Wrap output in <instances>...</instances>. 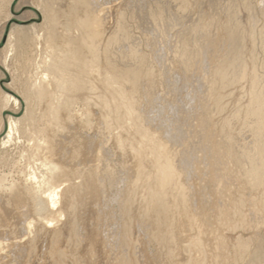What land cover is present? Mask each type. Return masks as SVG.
<instances>
[{
    "label": "rangeland",
    "instance_id": "rangeland-1",
    "mask_svg": "<svg viewBox=\"0 0 264 264\" xmlns=\"http://www.w3.org/2000/svg\"><path fill=\"white\" fill-rule=\"evenodd\" d=\"M230 1L236 7L233 13L225 8ZM117 2L114 3L111 12L106 15V31L104 32L110 35L114 31V35L118 32L125 34L124 39L128 43L114 44L117 41L116 38L113 41L112 44L117 45L118 49L115 52H128L130 48L133 52L136 50L141 62L137 61L135 64L141 67L145 76L144 83L149 80L159 81L160 78L159 67H156L152 56L159 55V52L163 53L159 56L168 55L172 47L168 44H173L172 41L175 42L179 35L186 34L189 27L198 22L199 16L205 21L211 17L221 21L220 23H225L229 16H234L237 24H249L247 33H242L244 46L241 47L243 51L237 63L239 70L237 77L226 79L223 83L212 78L208 81V102L218 99L223 105V112L217 117L215 113L217 108L211 111L212 124L205 130L204 135H211V143L218 145V162L221 157L224 159L230 149L236 154H247L252 159L258 156L259 151L264 152L261 149L264 141V115H253L255 112L253 97L261 88H264V0H215L211 3L208 0H200L199 4H196L195 0H185L183 3L175 0H118ZM0 6V199L3 197L4 188L12 185L22 187L32 177L36 179L35 182L42 181L44 176L42 166L47 161L33 151L37 140L52 141L54 151L58 150L62 159L72 158L64 168V178H62L64 186L58 189L61 192L66 189V193L74 200L67 209L71 212L70 216L63 214L56 225L61 228L71 224L77 233L76 239L68 243V236L64 233V237L58 244L59 249L68 259L65 264L71 263V254L76 244H78V258L79 260L81 258L82 264H192L198 258H202L205 264H264V165L261 166L260 176L253 168L248 170L246 167L244 170L246 173L238 172V182L232 184L230 188L231 195L239 194L241 201L236 200L237 197L233 199L228 206L227 216L218 218L216 197L217 199L219 197L216 187L209 181L212 167L207 165L209 171L206 168L201 170L204 165L200 162L197 167H201V171L198 169L197 176L187 177L184 187L196 219L192 220L191 227L185 232L182 241L177 240L175 243L176 249H179L178 255L176 252L172 260L166 258L163 247L150 239L145 232L150 226L152 230L153 225L148 224L152 222L148 218L149 213L141 215L142 208L149 200L150 190L156 192L170 205L175 200L181 199L183 177L174 178L175 169L172 168V173L168 174L173 178L169 186H163L161 174L154 164V160L162 158L163 154L158 151L153 154L143 153L141 155L143 158L136 157V152L141 149L144 142L138 133V114L141 115L145 125L148 122L150 128L153 125L149 133L159 132L158 129L164 128L170 122L171 111L170 109L166 111L161 99L165 96L164 88L158 84L154 93L140 98V105L134 108L133 113L136 115L134 120H130L121 111L116 112L111 109L114 108L116 91L112 89H118V86L123 83L117 72L110 73L113 81L111 88H105L99 77L97 83H94L97 90L93 96H86V91L66 95L53 85H49V91L53 97L42 105L36 98V89L42 83H48L52 77L46 67L50 60V49L46 43L48 14L42 10V0H4ZM137 6L140 7V11ZM188 7L192 9L189 10ZM167 8L173 9L172 15ZM156 9H162L165 12V14L163 12L164 24L166 21L171 28L167 25V29L165 26L163 29L162 25L155 27L151 20L148 21L145 14L154 12ZM188 18L192 24L190 21V23L186 22ZM148 24L149 27H147ZM116 27L117 29L114 30ZM216 28H212L209 37L202 39V41L218 40L217 53L214 51L208 54V59L211 57L213 61L218 57H225L228 49L227 43L222 39L223 35L218 34L220 30ZM152 41L153 47L150 46ZM165 43H168V46ZM96 58L97 68L104 75L106 63L103 48L97 50ZM201 62H203L202 57L197 63V70L201 69ZM80 78L87 86L90 77L83 72ZM193 82L195 84L196 80ZM141 93H143V87L142 89L139 87V95ZM98 99L109 109L102 111L96 103ZM62 101H67L68 106L61 113V118L54 120L49 113L54 107L59 109L58 104ZM204 106L205 103L201 110L203 115ZM205 109L211 110L209 107ZM149 110L152 112H148ZM95 114L105 117L106 127L99 123ZM146 121H148L147 124ZM174 125L178 126V122ZM174 125L171 126V130L177 132ZM151 139L149 135L148 140ZM153 142L165 144L167 147L172 146L166 138L162 137H156ZM174 143L173 148H176L178 144L175 141ZM202 143H206L205 138L202 139ZM72 154H74L73 157ZM131 168H139V173L134 179L131 176ZM227 169L229 171L222 176V180L228 179L227 175L231 170L229 167ZM206 170L208 172L205 174ZM254 172L259 180L256 178L254 181ZM89 175L95 177L94 190H92L94 196L89 200L87 197L86 204L81 206L80 198L83 196L85 198L86 194L83 193L81 197V194L77 192L87 178H90ZM172 210L176 211L174 207ZM50 216L42 214L41 220L52 219ZM27 219L29 215L24 212V208H20L13 215L10 227L0 228L1 239L7 236L8 241L3 245H9L8 250L5 248L3 254H0L1 263H42L38 261L39 250L44 252L45 246L49 244L42 239L41 235L37 239L38 250L35 255L31 256V249L24 250L25 255L22 257L17 252L26 237ZM169 219L165 217V220ZM173 228H176L175 225ZM90 232H93L98 246L92 253L88 252L90 247L87 242V234ZM52 263L60 264L56 261L47 264Z\"/></svg>",
    "mask_w": 264,
    "mask_h": 264
},
{
    "label": "bare ground",
    "instance_id": "bare-ground-1",
    "mask_svg": "<svg viewBox=\"0 0 264 264\" xmlns=\"http://www.w3.org/2000/svg\"><path fill=\"white\" fill-rule=\"evenodd\" d=\"M3 1L4 0H0V4ZM117 1L118 0H42V10L48 14V36L46 37V43L47 47L50 49V60L46 64V67L49 75L52 77L48 83H42L40 87H37L36 98L42 105L49 101L53 97L52 93L49 91V85H53V87L58 88L61 93L66 95L86 91V96H93L97 90V87L94 85V83H97L98 79L101 78L103 86L105 88H111L113 81L111 80L112 77L110 78V73L117 72L118 77L123 81V83L121 86H118V89H112L116 91L114 93V108L111 109H114L116 112L121 111L130 120H134L136 116L133 113L134 108H136V106L138 108V105H140V98L146 97L149 93H154V89L158 84L161 88H164L165 96H163L161 99L164 103L166 111H168V109L171 111L170 122L169 124L167 123L164 128H160L161 131L158 129L159 132L157 133L155 131L154 133H149L150 129L153 127L152 125L150 128L148 125V121L150 119H147L148 121H146V124L148 122L147 126L142 121L141 115L136 112L139 118V120L137 118V121H139L138 133L144 140L141 149L136 152V157L139 158L141 155H143V153L153 154L157 153L158 151L163 154L162 158L159 157L154 160L155 167L161 174L163 186H169L173 177L168 173H172V168L175 169L173 171L175 173H173L174 178L180 179L181 176L183 177V182H181L183 190L181 199L175 200L172 202V205H170L160 195L150 190L149 200H147L146 206L142 208L143 214H141H150L148 218L152 222H149L148 224L153 225V229L150 230L152 227L150 226V228L145 232L150 239L163 247L164 256L172 260L175 257L176 252L177 255L179 252V249H176L177 247H175V243H177V240H180V242L182 241V237L184 236L185 232L189 231L192 222L196 219L194 216L195 214L193 215V206H191L189 203V197L184 187L186 186L185 182L188 179L187 177L198 175L197 170H200L201 167L198 168L197 165H199L200 162L203 163L202 165L204 166L201 170L206 168L208 171L209 166L207 165L212 167L210 172L211 177L208 178L210 183H212V186L216 187V191L218 193L219 198L217 199L216 197V200H218V204H216V214L218 218L226 217L229 211L228 206L231 204V201L236 197V200H239L241 197L239 194L232 196L230 188L232 184L238 182V172L240 171L246 173L244 171L246 167L248 170L249 168H253L255 172H258V176H260L261 166L264 165V152L259 151L258 156L252 159L244 153L236 154L232 151V149L229 150L224 159L221 157L219 163L218 145L216 143H211V135H204L205 130L212 124L211 111L213 109L216 110L217 108V111L215 112L217 117L221 116L223 112V105L220 103V101H218V99L217 101L208 102V81L212 78L223 83L226 79H235L237 77L239 74L237 63L240 61L241 51H243L241 50V47L244 46L242 33H247L249 24H237L233 18L234 16H229L225 23H220L221 21H216L211 17H208L205 21L203 17L199 16L197 19L198 22L191 25L186 34L179 35L175 42L171 40L173 44L167 43L170 46L172 45L171 48L169 46L170 51L168 52V55L164 54L165 56H159L163 54L159 52V55L152 56L156 63V67H159L160 78L159 81L149 80L144 83L143 81L145 80V76L142 73L141 67L135 64L137 61H140L136 50L133 52L130 48L128 49V52H115V50L118 49L116 48L117 45L115 46L114 44H118L120 42H123L124 44L128 43L124 39L125 34L118 32L114 35V31L113 34L110 35L105 34L104 32L106 31V15L111 12V10L114 8V3ZM175 1L181 3L185 2V0ZM195 1L196 4H199L200 2V0ZM208 2H215V0H208ZM138 8L140 11V7ZM168 8V12H173L172 8L170 10ZM225 8L229 9L231 12L236 9V7H234V3L231 1L225 5ZM162 9H156L154 12L150 11L151 13L144 14L146 15L148 21L151 20L152 25L155 27L162 25V27L165 26L167 29V26L169 25L166 24V21L164 24V11ZM188 9L191 10L192 7H188ZM176 15L175 17H179ZM189 21L190 20L188 18V21L186 22ZM190 24H192V22ZM147 27H149V24ZM169 27L171 28V26ZM213 27H217L221 31L220 33L218 30V34L223 35L222 39L227 43L228 49L225 52V57H218V59L215 61H213L210 57V61L208 59V54L209 52H216L218 40L202 41V39L205 40L206 37H209L208 35H210L209 33L212 32L211 30H213ZM116 29L117 27L114 30ZM153 36L156 35L153 34ZM115 38L117 41L112 44ZM157 41H155V43ZM167 44L166 46H168ZM151 45L153 47V41L150 43V46ZM120 46L122 47V45ZM101 48H103V54L106 63L104 66V75L97 68L98 62L96 58V52ZM116 56L117 58H115ZM201 57L203 59V62H201L200 65L201 69L197 70V63H199ZM83 72L90 77L87 86L83 84V80L80 78V75ZM194 80H196L195 84L193 82ZM139 87H141V89L143 87V93L140 95ZM253 100V103L255 104V112L253 115H264V88H261L259 93L253 97ZM96 103H98L97 105L102 108V111L109 109L100 99H98ZM203 103H205L204 115L201 113V110L203 109ZM58 106L59 109L54 107L51 109V113H49V115H51L54 120H59L61 118V113L66 110L68 102L62 101V103H59ZM205 107H209L211 110H206ZM146 110L145 112H147ZM148 112H152V110H149ZM146 115L149 116L148 113H146ZM104 118L101 115L97 116L99 123L103 125V127H106V119ZM175 122H178V126L174 125ZM130 123L128 124L130 125ZM173 125L177 128V132L171 130V126ZM130 127L132 128V126ZM179 130L180 133H178ZM149 135L152 137L151 140H148ZM156 137H162L163 139L166 138L172 146L169 145L167 147L165 144L160 145L159 142H153ZM173 138H175L174 141L178 144L175 146L176 148H173V145L175 144ZM203 138L206 140L205 144L202 143ZM51 142L52 141L48 139H42L40 141L37 140L35 148H33L35 149L33 151L38 154V156H41L44 161H47L45 165L42 166V168L44 167V176L42 181L35 182L34 180L36 179L32 177L30 181L25 185H22V187L18 185H12L8 188H4L3 197L0 199V228L3 229L10 227V221L12 223L13 215H15L20 208H24V212L29 215V219H31L33 216L35 217L34 219H31V221L27 219V231L25 233L26 237L25 240L21 242L17 250L18 254H20V257L25 255L24 250L26 249L32 250L31 256L35 255L38 250L37 239H39V236L41 235L42 239L46 240L49 245L45 246L44 252L39 250L40 258L38 261L42 262L41 264H47L53 261L60 262V264H65V261L68 259H66V254L59 249L58 244L60 243L62 237H64V233L68 236L67 243L68 241H73L76 239L77 233L75 227L71 224H66L61 228H58L56 225L59 223L63 214L67 215L68 217L70 216L71 212H68L67 209L72 205L74 200L72 196H69L66 193V189L62 192L58 189L64 186L62 184V178H64V168L67 167L72 158L62 159L60 152L58 150L54 151ZM262 145L263 146L261 149L264 151V141ZM200 155L202 157H200ZM73 156L74 154H72V157ZM227 167L230 168L231 172L227 175L228 179L222 180V176L227 174V171H229ZM195 168L196 171H194ZM207 170L205 174L208 172ZM131 171V176L134 179L136 174L139 173V168H131ZM183 171H186V173ZM255 172L254 181H256V178L259 180V177H256ZM94 176H90L89 179L87 178L85 183L80 186L77 192V194H81V197L83 196V193L86 194L85 198L84 196L80 198L81 206L86 204L87 197L89 200L94 196L92 191L94 190ZM192 187L194 188V186ZM203 193L202 196H204ZM199 197L200 196L197 198ZM192 203L194 204V202ZM173 207L176 210L175 212L172 210ZM42 214L51 215L52 219L43 221L41 220ZM165 217H169L170 219L165 220ZM174 225L176 228H173ZM221 229L223 230V228ZM87 235V242L90 247L88 252H95L94 250H96L98 246L96 240L94 239V234L93 232H90ZM6 242H8L7 236L2 237V239L0 236V254H3L5 248L8 250L9 245H3ZM77 249L78 244H76L73 248L74 251L71 254L72 261H70L71 263L69 262L70 264H82L80 261L81 258L80 260L78 258ZM27 257L31 258L30 256ZM2 258L5 260L4 256H2ZM31 263L33 262L31 261ZM0 264L3 263L0 262ZM192 264H205V261L202 258H198L197 260H194Z\"/></svg>",
    "mask_w": 264,
    "mask_h": 264
}]
</instances>
